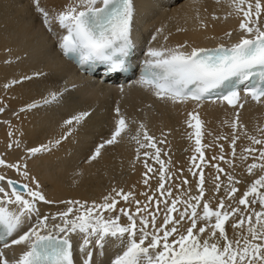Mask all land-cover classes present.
<instances>
[{"label":"snow or ice","instance_id":"6c2138e0","mask_svg":"<svg viewBox=\"0 0 264 264\" xmlns=\"http://www.w3.org/2000/svg\"><path fill=\"white\" fill-rule=\"evenodd\" d=\"M33 5L48 32L54 38L59 37L57 47L64 56L81 67L86 66L87 71L97 70L99 65H104L105 71L114 76L128 71L129 58L135 50L132 38L136 13L134 0H71L62 11L53 14L41 6L40 0H33ZM232 6L236 14L243 17L236 42L214 48L192 47L190 51L181 50L187 45L149 48L146 53L148 59L143 62L137 83L160 100L172 103L192 100L200 106L201 101L215 93L217 99L233 108H243L247 102H241L240 85H244L253 101L264 103V25L260 23L264 0H232ZM53 22L66 34L59 35L54 31ZM226 35L231 38L232 33ZM21 82L12 81L11 84ZM11 84L5 87H11ZM120 90L123 91L122 86ZM61 96L60 92H50L43 103L58 101ZM39 106L32 103L21 111ZM4 110L0 106V113ZM115 111L119 117L115 131L110 139L95 148L89 162L97 160L106 145L118 143V138L126 131L125 117L120 114L119 107ZM88 115L87 112L79 113L66 120L65 124H79ZM186 124L193 130L188 134V138L194 140V154L190 157L192 166L188 171L196 178L197 194H191V187L183 188L190 183L187 179L178 186L181 188L178 196L173 197L171 186L165 188L170 176L165 161L161 159L163 150L157 146L164 141H157L141 123L139 131L132 137L139 145L136 159H140V149L150 148L154 152L145 151L143 155L160 165L156 190L159 196L155 193L149 196L147 191L141 193L146 197L144 204L132 191L113 188L102 202L64 200L60 201L66 205L64 210L44 215L38 205L53 201L47 198L40 182L30 176L27 163H9L0 156V169L12 170L24 181L21 183L7 176L6 172H0V243L3 249L13 245L25 246L19 257L12 261L0 249V264H95L94 253L99 254L117 242L119 250L110 264H264V136H248L254 145L262 147L244 149L253 158L254 162L247 165V172L254 178L239 197L236 193L240 189L236 185L241 181L226 173L218 163L211 164L217 172L214 192L219 193L222 187L221 173L228 181L226 195L219 198L213 207V197L205 199L203 168L210 163L205 157V148L210 145L202 143L204 122L199 113L193 111L188 113ZM232 127H239L238 113ZM260 131L264 133V129ZM9 135L13 133L9 132ZM69 135L71 130L62 139ZM238 139L239 136L231 139L233 158ZM13 143L17 147L20 145L19 141ZM56 144L59 145L60 140ZM8 147H13V144ZM219 147L221 154L212 156V161H225L223 145ZM49 151V145L27 150L31 157ZM241 158L248 159V156ZM143 163L147 169L143 184L149 185L148 173L154 169L147 160ZM168 163H171L170 159ZM121 200L135 205V210L118 208ZM230 219L231 238L226 230ZM25 225L29 227L20 234ZM14 234L16 238L9 242Z\"/></svg>","mask_w":264,"mask_h":264},{"label":"bare ground","instance_id":"6f19581e","mask_svg":"<svg viewBox=\"0 0 264 264\" xmlns=\"http://www.w3.org/2000/svg\"><path fill=\"white\" fill-rule=\"evenodd\" d=\"M70 2L40 0L41 6L50 14L62 11ZM137 3V23L145 24L143 30H152L156 38L155 45L161 48L187 45L181 50L190 51L192 47L230 45L239 39V23L243 17L236 14L232 0H178L167 8L156 4L154 0H137ZM32 5L33 0H0V106L5 109L0 113V156L9 163H27L30 176L40 182L47 198L53 201L38 205L42 214L52 215L64 210L66 205L60 203L64 200L102 202L113 188L132 191L141 204L146 202V197L141 195L145 191L149 196L154 193L159 196L156 190L160 165L143 155L145 151L154 150L142 148L140 159H136L139 145L132 137L139 131L141 123L157 141H164L157 143V146L163 150L161 159L165 161L170 176L165 188L171 186L173 197L178 196L181 194L178 186L183 179H187L190 183L183 185V188L191 187V194H197L196 178L188 171L192 166L190 157L194 154V140L188 138L193 130L188 128L186 120L188 113L193 111L198 112L204 122L202 143L210 145L205 148V157L210 163L203 168L205 199L213 197L212 205L215 207L219 198L226 195L228 186L226 176L221 173L222 187L219 193L214 192L217 172L211 167L212 163H218L226 173L241 181L236 185L240 189L236 193L237 197L246 190L254 178L248 174L247 165L254 161L244 149L262 147L254 145L248 136H264L260 131L264 129V103L245 106L240 112L211 104L197 106L170 102L164 105L152 99L142 100L143 94L133 90L127 102L129 109L124 110L128 115L126 131L118 138V143L106 145L100 157L89 162L95 148L111 138L117 123L108 119L99 92L89 90L85 81L72 73L68 63L56 52L34 16ZM214 16L218 19H214ZM260 23L264 25V14L261 15ZM228 32L232 33L231 38L226 35ZM12 81L22 82L11 84ZM9 84L11 87H5ZM50 92H60L62 96L58 101L44 104ZM32 103L40 106L21 111ZM82 112L89 115L81 123L65 124L66 120ZM237 113L239 127L233 129ZM69 130L71 135L62 139ZM9 132L13 135L10 136ZM234 136H239L235 158L232 157L230 146ZM140 138L143 142L142 133ZM57 140H60L59 145L56 144ZM14 141L20 142L19 147ZM10 143L13 144L11 148L8 147ZM40 145H49L51 151L29 156L27 150ZM220 145H223L225 161L231 163L211 160L212 156L221 154ZM243 156H248V159H242ZM169 159L171 163H168ZM145 160L154 169L148 173L149 185L143 184L144 173L147 172L143 163ZM0 172L24 182L23 177L12 170L0 169ZM117 207L135 210V205L125 204L123 200ZM121 219L123 222L124 217ZM230 224L231 219L226 224L231 238L233 230ZM110 247V251L106 248L109 263L119 250V244L117 242Z\"/></svg>","mask_w":264,"mask_h":264}]
</instances>
